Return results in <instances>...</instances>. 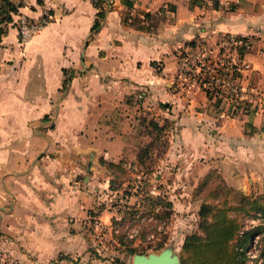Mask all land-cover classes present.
Segmentation results:
<instances>
[{"label": "crops", "instance_id": "crops-1", "mask_svg": "<svg viewBox=\"0 0 264 264\" xmlns=\"http://www.w3.org/2000/svg\"><path fill=\"white\" fill-rule=\"evenodd\" d=\"M24 2L14 23L19 16L40 20L46 12L55 20L27 43L28 57L23 63L16 24H10L8 35L0 42L2 53L13 59L5 62L0 72V197L13 200L10 208H3L0 226L16 239L22 210L17 199L45 198L52 193L61 197L65 190L55 188L49 180L71 165L80 170L88 154L119 162L126 150L137 149L136 127L143 109L159 120L164 117L180 124L181 143L189 150L205 142L198 121L208 114L196 109L192 99L184 111L182 96L171 89L178 53L191 41L215 42L220 33L251 37L255 51L245 56V62L247 69L258 75L257 89L264 91V0H219L217 8L207 0L203 5L192 0H136L135 12L156 14L162 6L174 7V11L161 14L163 18L155 16L150 30L125 23L127 8L122 0H108L106 16L95 33L91 30L98 9L93 0ZM207 99L202 97L204 103ZM46 116L54 125V132L48 134L40 131ZM263 124L261 104L254 125L262 130ZM249 142L253 144L248 149V141L241 144L239 157L251 151L253 159L249 160L255 163L251 171L264 174V132ZM175 160L170 155L168 161L172 164ZM216 164L220 166L204 162L199 168L207 172ZM246 167L240 160L239 170ZM232 168L231 161L223 164L225 171ZM25 174L31 181L29 190L19 185ZM254 178L260 182V177ZM234 179V186L246 188L241 176ZM41 210L45 212L44 207ZM59 226L36 221L31 242H21L27 252L10 250L13 260L20 264H71L62 256L75 248L56 239L55 229L65 228ZM91 261L119 264L99 258Z\"/></svg>", "mask_w": 264, "mask_h": 264}, {"label": "rangeland", "instance_id": "rangeland-1", "mask_svg": "<svg viewBox=\"0 0 264 264\" xmlns=\"http://www.w3.org/2000/svg\"><path fill=\"white\" fill-rule=\"evenodd\" d=\"M105 8L108 9L107 5ZM46 18L48 23L25 40L21 39L20 25L22 23L21 17H18L16 25L19 31V42L17 46L21 49L20 61L22 63L28 57L27 43L55 20V17L52 16L46 15ZM41 19L37 21L28 19V21L29 23H39ZM225 35L228 34H218L215 42L206 39L205 45L208 51L210 49L213 51L212 54L209 52L210 60L217 64L215 65L217 68L224 64V61L219 63L218 59L225 60V57H229V50L219 55L220 52L216 45L217 41ZM253 45L254 42L251 44L248 53L252 50L255 51ZM187 51L189 52L187 53ZM192 51L194 49L187 47L178 53V66L171 89L176 90L182 96L181 107L184 111L189 105L188 101L192 99L195 101L196 109L208 114L206 118L198 121V128H200L205 142H202L199 148L194 147L192 150L186 148L181 143L179 135L181 126L176 121L169 122L164 131L159 134L153 132L152 128L147 127V123L152 117L151 113L149 110L143 109L139 114V122L136 127L137 149L126 150L121 159L124 161L123 165L127 170L126 181L123 186L119 187L118 190L110 188L111 174L100 162L101 158H104L103 156L101 158L98 156L95 159L93 155L88 154L85 164L81 165L80 170L75 169L72 165L70 168L60 169L55 179L49 181L55 184V188L65 190L61 197H54L52 193L51 196L45 195V198L28 196L17 199L22 208L17 219V222L20 223L19 230L16 231L17 239L7 234L0 226V264H20L18 260H13L10 250L27 252L21 242L26 244L31 242L33 239L31 235L35 232L32 228L36 221L50 222L57 227H60L59 225L65 227L63 230L55 229L54 235L56 239L63 242L68 241L70 246L75 248L68 255L63 254L62 256H67L72 262L71 264H90L92 258H99L103 261L113 260L119 264H132L134 254L122 249L118 239L114 236V234L125 232L128 239L134 240L133 245L136 247V253L160 252L166 247H172L182 256V244L185 237L192 233H203L199 227L202 222L199 216L201 205L206 202L216 205L222 204L223 198L217 200L210 195V191L216 189L218 185L220 187V180L251 198L264 195V174H255L250 169L251 164H255L253 160H249V158L253 159V154L251 151L248 154L242 152V157H239L240 151H243L240 148L241 144L248 141L247 149L250 148L253 143L249 141L258 139V134L264 132V124L262 125L263 131L258 127L254 130L247 123L251 122L254 125L256 114L249 117L243 114V109L238 110L239 115L233 117L232 112L235 110V106H232V102L226 99H224L221 110L215 108L214 101L209 100V102L207 99L205 100L206 104L204 103L202 97L207 96V94L202 87H197L193 80L194 76H196V80L199 77L198 72L194 74L189 65L182 66L183 59H188L193 55L194 52L190 54ZM230 52L237 57L238 50H231ZM5 62H13V59L3 54L2 49H0V72L6 67ZM246 69L245 67L241 77L236 79H232L231 74L229 78L216 72L213 74L222 80L226 79V84L229 83V85L227 84L228 88L224 87L223 95H226L229 90L237 95L230 86L241 87L246 93L245 99L252 101L251 103L255 105L261 104V99H264V91L257 89L258 75L249 71L250 69H247L249 74H246ZM204 75L206 76V74ZM184 78H187L186 82ZM57 102L56 100L55 103ZM161 107L164 108L162 104ZM163 110L168 112L165 108ZM159 112L161 113V111ZM163 120L164 117H161L162 124L165 123ZM43 121L44 126L40 127V131L45 134L54 132L52 118L47 117ZM201 127L204 128L201 129ZM147 132L151 136L146 135ZM152 137L156 139L154 142ZM147 146H149V151H147ZM172 154L176 160L171 164L168 160ZM240 160L244 164L247 163V167L243 168L242 171L238 168ZM226 161H231L235 168L223 170V164L227 163ZM204 162H217L220 166L216 164V166H211L207 172H202L199 165ZM212 170L216 172L211 176L212 181L203 187V180ZM2 175L0 170V177ZM254 175L260 177V182L255 181ZM237 176H241L244 181L242 182L246 187L244 190L234 186V178ZM61 178L63 181H60ZM1 184L0 191L2 189ZM30 184V178L28 174H25L22 183L19 185L23 190H29ZM133 187H135L134 189L140 187L139 189H143V191L137 195L135 190H132ZM32 188L35 189L34 186ZM129 193L135 194L130 195ZM147 193L163 197L165 201H172L171 214L164 217L167 210L163 203L157 204L152 214H148L152 207L148 205ZM12 205V199L0 197V214L3 208H10ZM134 206L140 210L136 215L138 220L133 224L127 213L133 211ZM42 207L44 210L46 207H50V210L47 211L46 209L44 212L41 210ZM119 209L124 211L117 213ZM231 214L236 215L233 211ZM113 217H117L118 223L113 224ZM263 221V216L258 214L247 217L244 223L246 228H251ZM143 230L146 232L145 239L142 236ZM163 243L164 247L159 249L158 246ZM263 250L264 234L254 236L245 250L244 264H263Z\"/></svg>", "mask_w": 264, "mask_h": 264}, {"label": "trees", "instance_id": "trees-1", "mask_svg": "<svg viewBox=\"0 0 264 264\" xmlns=\"http://www.w3.org/2000/svg\"><path fill=\"white\" fill-rule=\"evenodd\" d=\"M107 1L108 0H93L94 6L98 9V12L91 30L92 33L97 32L101 28V23L107 13L105 8ZM135 1L136 0H122V3L127 8L124 17L125 23L134 25L138 28H146L150 30L151 27L155 25V16L163 18L164 16L162 17L161 14H165L166 11H174L173 6L167 5L162 6L156 14L146 11L135 12ZM205 1L206 0H192V3L203 5L205 4ZM38 2L42 3V0H38ZM219 3V0H215L214 8H217ZM24 4V0H1L0 42L4 36L8 35L10 24L14 23V16L19 14L20 8L23 7ZM141 14H143V17H141ZM144 22H146V26H144ZM14 24L17 23L15 22ZM237 37L244 41V45L232 48V50H238V53H236L238 55V59L243 61L249 52L247 45H251L253 40L249 36L238 35ZM199 43H202V41L194 40L191 41L188 46L195 49L198 45H200ZM222 53H224V50L220 51V54ZM216 69L221 76L225 75L229 78L231 74L232 79H236L242 75L241 71L237 70L228 63H225L222 67H216ZM64 73L68 74L69 71L64 70ZM73 74L74 73L72 71L71 76H73ZM225 80L226 79L220 83H216L215 79L206 75L204 77V81L202 82L201 87L206 92L208 99L212 102L214 101L215 108L221 110V106L224 105V99H226L227 101L232 102V106H235V110L232 112L233 117L239 115L238 110L240 109H243L244 115L252 117L258 112L261 104L264 107V99L261 104L257 103L255 105L251 103L252 101L242 98L238 94L236 95L231 90L227 91L226 95H223V90L228 88L227 85H225ZM63 87H65V85ZM220 94H222V96H220ZM163 121H165V123L162 124L158 118L151 117L150 122L147 123V127L149 126L148 128H152L153 132H158L159 134L161 131H164L169 122L172 123L169 119H164ZM247 124L256 130V126L251 122H248ZM148 133L149 132H147L146 135L151 136V134ZM155 140L156 139L154 137L153 142ZM147 151H149V146H147ZM100 162L111 174L110 188L112 190H118L119 187L123 186L126 181L125 177L127 176V170L123 165L124 161L120 160L119 162H114L101 158ZM215 173V170L210 171L202 182L203 187L207 186L210 181H212L211 176ZM134 188L135 187H133L132 190H135L134 192L137 195L143 191V189H139L140 187L138 189ZM129 194L134 195L133 193ZM210 195L217 200L223 198L222 204L216 205L206 202L201 205L199 216L202 219V222L199 227L203 233H192L185 237L182 244V264H244L246 259L245 250L250 240L256 235L264 234V221L251 228H246L244 221L247 217L257 216L258 214H261L264 218V195L261 197L257 196L251 198L242 191L227 185L222 180H220V187L218 185L216 189L210 191ZM147 196L149 201L148 205L152 207L148 214H152L155 206L162 203L165 205L164 207L167 210V212L164 213V217H168V215L171 214L170 207H172V201H165L163 197L149 195L148 193ZM139 210L140 209L137 208V206H134V210L127 213L129 218L132 219L133 224L136 220H138L136 215L139 213ZM123 211L119 209L117 213ZM231 211L235 212L236 215H232ZM116 219L117 217H113V224L118 223ZM114 236L118 239L122 249H125L132 254L136 253V247L133 245L134 240L128 239L126 232L122 234H114ZM142 236L144 239L146 238V232L144 230L142 231ZM163 247L164 243L158 246L159 249Z\"/></svg>", "mask_w": 264, "mask_h": 264}, {"label": "built area", "instance_id": "built-area-1", "mask_svg": "<svg viewBox=\"0 0 264 264\" xmlns=\"http://www.w3.org/2000/svg\"><path fill=\"white\" fill-rule=\"evenodd\" d=\"M207 1L214 6L215 0H207ZM110 2H112V1L110 0ZM46 15L51 17V15L48 12H46L44 14V17L41 19V21L39 23H29L27 17L21 16V19H20V21L22 23L20 25L21 39L26 40L27 38H29V36L31 34L37 32L41 27H44L45 24L48 23ZM237 36L238 35L229 34V35H225L222 38H220L216 43L219 52L221 50H224V52L226 50H229V52H230L232 50V48L244 45V41L239 39ZM206 42H207V40L202 39V43H199L200 45H198L194 49V51H192L190 53V54H192L194 52L193 55H191L188 59H183L184 61L182 62V66L189 65L191 67V71L194 74L196 72H198L197 74H199L198 75L199 77L196 80V76H194L193 80L195 81V84L199 88L201 87L202 82L204 81V77H205L204 74L211 76L212 79H215L216 83H220L221 81H223L216 74H213L214 72L218 73L217 69L215 67V65H217V64L215 62H213L212 60H210V56H211L210 54H212L213 51H212V49H210L208 51V48L205 45ZM247 47L250 48L251 45H247ZM188 52L189 51H187V53ZM209 52H210V54H209ZM230 53H229V57H225V60L224 59H218L219 60L218 62L220 63V61H224V64L228 63L229 65L235 67L237 70H239L241 72H243L245 67L248 68V64L245 62V59L243 61L239 60L238 55H236L237 57H235ZM219 55H221V54H219ZM217 58H221V57H217ZM184 80L186 82L187 78H184ZM227 84L229 85V83H227ZM227 84H225V85H227ZM230 88L233 89L242 98H246V93H244V91H243L244 88L233 87V86H230Z\"/></svg>", "mask_w": 264, "mask_h": 264}, {"label": "water", "instance_id": "water-1", "mask_svg": "<svg viewBox=\"0 0 264 264\" xmlns=\"http://www.w3.org/2000/svg\"><path fill=\"white\" fill-rule=\"evenodd\" d=\"M132 264H182V259L172 247H166L160 252L135 253Z\"/></svg>", "mask_w": 264, "mask_h": 264}]
</instances>
